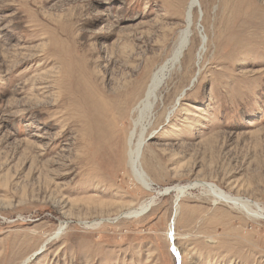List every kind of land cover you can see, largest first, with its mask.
Returning a JSON list of instances; mask_svg holds the SVG:
<instances>
[{
	"label": "rangeland",
	"instance_id": "obj_1",
	"mask_svg": "<svg viewBox=\"0 0 264 264\" xmlns=\"http://www.w3.org/2000/svg\"><path fill=\"white\" fill-rule=\"evenodd\" d=\"M189 1L0 0V264H264V0Z\"/></svg>",
	"mask_w": 264,
	"mask_h": 264
},
{
	"label": "bare ground",
	"instance_id": "obj_2",
	"mask_svg": "<svg viewBox=\"0 0 264 264\" xmlns=\"http://www.w3.org/2000/svg\"><path fill=\"white\" fill-rule=\"evenodd\" d=\"M197 6H198V0H190L189 3L187 4V7L184 10L185 11V19H184V23H183L184 26L180 29L178 41H177V43L175 45L176 48L174 50L173 57L170 60V61H172L173 64L178 61V59L181 57L182 53L184 52L185 48L187 47L188 40H189L190 34H191V28H192V26H191L192 25V11ZM198 50H200V51L197 54V56H199L200 53L204 50V38H202L201 44H200ZM165 67H167V66H162V68H160L158 73L153 75V78H152V80H151V82H150V84H149V86L147 88L145 97L143 99V105H145L147 108H150L151 105H152V103H150L151 102L150 99L152 100V102L153 101L155 102V98L157 97V96L155 97V90L160 85V83L162 81V76H165V75H163V71H165ZM171 112H169L168 114H170ZM132 136H133V132H131L129 134V138H128V144L129 145L131 143ZM134 144L135 145H134L133 149L129 148L130 149L129 157H128L129 158L128 159L129 160V165H130L131 171L134 174V176L137 179H139L144 186L148 187V185H150V184L148 183V181H147L148 179L146 177V174H145V172L143 171V169L141 168V165H140V155H141V150H142L143 145H144V138L143 139L139 138L136 141V143H134ZM204 187H206L214 195V197L218 198L219 200H224L226 202L233 203L236 207H240L242 210H244L246 212V214H248V215H250V214L258 215V214H255V211L251 209L250 205L248 204L249 202L243 201V200H241L239 198L230 197L229 195H227L224 192H222L221 189H219L217 186H215L212 183L205 184ZM176 191H178V194L181 195V194H183L186 191V188L185 187H179ZM144 207H147V204L139 206V208H134V209L128 210V212H127L128 216L127 217L137 216V215L142 214L143 212H145L144 209H143ZM60 229H62V228H59V230ZM169 230H170L169 231V237L172 240L173 232H172V225L171 224H170ZM56 235H58V232L56 233Z\"/></svg>",
	"mask_w": 264,
	"mask_h": 264
}]
</instances>
